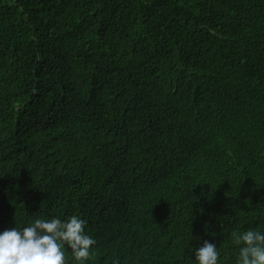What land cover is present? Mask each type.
Here are the masks:
<instances>
[{
    "label": "trees",
    "instance_id": "1",
    "mask_svg": "<svg viewBox=\"0 0 264 264\" xmlns=\"http://www.w3.org/2000/svg\"><path fill=\"white\" fill-rule=\"evenodd\" d=\"M86 221L65 264H195L264 234V0H0V233Z\"/></svg>",
    "mask_w": 264,
    "mask_h": 264
},
{
    "label": "clouds",
    "instance_id": "2",
    "mask_svg": "<svg viewBox=\"0 0 264 264\" xmlns=\"http://www.w3.org/2000/svg\"><path fill=\"white\" fill-rule=\"evenodd\" d=\"M86 221L71 216L36 219L30 226L18 230L11 228L0 233V264H65V251L70 249L75 261L90 257L96 241L84 232ZM233 243L239 248L238 264H264V234L249 229L233 234ZM215 244L205 241L195 252V264H217ZM113 264H119L113 260Z\"/></svg>",
    "mask_w": 264,
    "mask_h": 264
}]
</instances>
